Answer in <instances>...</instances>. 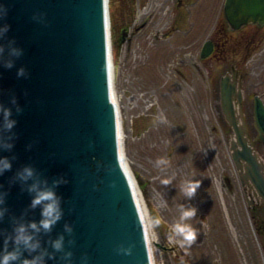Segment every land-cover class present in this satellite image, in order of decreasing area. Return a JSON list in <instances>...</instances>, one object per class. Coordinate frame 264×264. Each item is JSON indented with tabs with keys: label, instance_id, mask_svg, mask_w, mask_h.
<instances>
[{
	"label": "water",
	"instance_id": "obj_1",
	"mask_svg": "<svg viewBox=\"0 0 264 264\" xmlns=\"http://www.w3.org/2000/svg\"><path fill=\"white\" fill-rule=\"evenodd\" d=\"M10 25L0 43L15 40L24 54L7 69L0 63V102L13 108L18 121L13 132L15 146L0 155L15 157L13 168L0 176L8 193V215L0 229L12 231V216L28 208L31 195L19 182L11 183L16 171L31 165L51 182L64 177L57 193L62 197L63 219L52 233L41 234L42 246L52 251L50 240L64 233V224L74 227L73 264H153L144 219L121 147L118 106L113 94L110 60L109 0H0ZM42 15V19L34 17ZM225 15L235 29L249 24L264 26V0H226ZM211 46H207L208 57ZM7 59V52L5 53ZM29 75L17 77L20 67ZM223 111L234 129L233 158L242 180L250 181L264 200V162L247 138L239 121L235 100L242 90L237 70L221 82ZM17 98L19 114L11 104ZM255 126L264 135V102H254ZM31 145V147H29ZM27 220H39L40 210H30ZM169 235H172L168 231ZM133 246L131 256L117 251ZM13 245L10 243L11 250ZM3 236H0V251ZM27 252L25 258H30ZM34 255V254H33ZM56 259L46 264H65Z\"/></svg>",
	"mask_w": 264,
	"mask_h": 264
},
{
	"label": "rangeland",
	"instance_id": "obj_2",
	"mask_svg": "<svg viewBox=\"0 0 264 264\" xmlns=\"http://www.w3.org/2000/svg\"><path fill=\"white\" fill-rule=\"evenodd\" d=\"M212 2L202 15L204 38L195 47L201 51L214 33L220 46L202 58L191 54L183 32L174 31L170 0H109L121 147L139 186L153 264H264V201L241 183L231 149L235 133L221 103L222 78L236 68L247 83L237 108L252 140L254 98H264V31L250 25L239 37L220 33L224 18L214 9L218 0ZM148 13L154 14L151 26L137 33ZM255 151L264 161V143L257 142ZM193 180L200 187L188 198L183 188ZM181 206L197 210L183 221L198 231L184 250L167 240ZM149 214L162 218L154 230L158 242Z\"/></svg>",
	"mask_w": 264,
	"mask_h": 264
},
{
	"label": "clouds",
	"instance_id": "obj_3",
	"mask_svg": "<svg viewBox=\"0 0 264 264\" xmlns=\"http://www.w3.org/2000/svg\"><path fill=\"white\" fill-rule=\"evenodd\" d=\"M8 10L3 5H0V20L7 16ZM42 19V15L34 17ZM10 25L7 23L0 24V40H3L9 32ZM7 52V59L5 53ZM24 54L21 47H17L15 40H9L7 45L0 43V63L7 69H12L15 66L16 59ZM17 77H27L29 73L25 67H20L16 72ZM11 104L15 106L17 114L23 111V108L17 101L15 96L11 99ZM18 121L13 117V108L5 106L0 102V152L11 151L15 146L16 134L13 132ZM31 147V145H29ZM15 157L0 155V176L6 172H10L13 168V160ZM159 163H167L161 159ZM19 182L22 190L27 191L31 195V201L20 216H12V231L0 229V236H3V249L0 251V264H46L49 259H56L57 253H61L60 260L65 264H73V252L70 248H66L67 244L73 245L75 239L73 237L74 227L70 223L64 224V233L60 234L56 239L50 240L52 251L49 252L41 243V234H49L53 232L55 226L63 219L64 209L62 207V197L57 193L56 189L61 184H66L68 181L64 177H60L51 182L31 165H25L16 171L11 179V183ZM162 184L168 185L170 179H163ZM200 187L198 180L189 181L185 184L183 191L186 197L192 198L195 196L197 189ZM8 193L3 190V185H0V222H3L9 213L7 207ZM40 210V219L27 220L30 210ZM196 208H184L181 206L180 222L169 225V230L172 235H169L168 244L179 245L183 250L191 248L198 238V231L191 224L184 223L196 216ZM147 222L150 224L155 235L156 242L159 241V234L155 233V228L160 227L162 218L159 216H147ZM179 237V239H177ZM12 244L11 250L9 244ZM117 251L125 256H131L133 246L120 245ZM27 252L30 258H25L24 253ZM34 254V255H33ZM87 261V257L82 258Z\"/></svg>",
	"mask_w": 264,
	"mask_h": 264
},
{
	"label": "flooded vegetation",
	"instance_id": "obj_4",
	"mask_svg": "<svg viewBox=\"0 0 264 264\" xmlns=\"http://www.w3.org/2000/svg\"><path fill=\"white\" fill-rule=\"evenodd\" d=\"M140 0H137V3ZM173 2V7H171V12H172V19L173 21L171 24L173 25L174 31L177 32H183L186 43L188 44L189 50L192 53H195V55H198L202 58H208L213 54L215 49L219 48L220 42L218 41V38L215 37V33L213 36L207 40L204 41V46L201 51L196 52V49H198L197 46L198 44L201 43V41L204 38V32H203V23H202V15L206 13L208 10L209 5H212L213 2L212 0H170ZM225 2L226 0H218V2L215 4L214 9L220 13L219 18H224L223 22V29L220 31V33H225L226 35L231 36V37H239L240 32L244 30L248 26H252L258 30H263L264 31V26H259L257 24H249L246 25L240 29H235L231 26V24L228 22L226 15H225ZM169 12V7H167L165 13L168 14ZM154 18V14H147L139 23L136 28L137 33H142L144 30H146L149 26H151L152 21ZM219 23V22H218ZM167 28L168 26H164ZM217 27V26H216ZM255 29V30H256ZM260 34V32H258ZM127 31H124V36H127ZM258 34V36H259ZM222 36V35H221ZM264 38V36H263ZM224 37L221 38L220 41H223ZM254 41L256 39V36L253 38ZM211 46V54L208 57H204L203 54H207V46ZM194 55V54H192ZM196 57V56H195ZM238 78L239 82L241 85V88L244 86L246 87V81L243 79V76L239 74L238 72ZM262 83V82H260ZM259 83V84H260ZM264 96V93H263ZM263 98V97H262ZM264 99V98H263ZM245 98L243 97V100L241 102H244ZM247 127V126H246ZM255 127V132L253 131V138L250 140L253 142L255 145L257 142L264 143V135L261 136L254 124ZM249 129L247 128V136L249 138ZM251 133V132H250Z\"/></svg>",
	"mask_w": 264,
	"mask_h": 264
},
{
	"label": "bare ground",
	"instance_id": "obj_5",
	"mask_svg": "<svg viewBox=\"0 0 264 264\" xmlns=\"http://www.w3.org/2000/svg\"><path fill=\"white\" fill-rule=\"evenodd\" d=\"M112 53H111V49H110V60H111V63H112ZM112 66H113V63H112ZM112 70H114V67L112 68ZM126 167H127V170H128V172H129V174H130V177L132 178V181H133V184H134V191H135V193H136V196H137V202H138V205H139V207H140V210H141V214H142V218L144 217L143 215V210H144V208H143V204L140 202V199H139V193H140V190H139V186H138V183H137V180H136V178H135V176L133 175V173L131 172V170H130V168L128 167V164L126 163ZM204 175H203V172H201V183H203L204 184ZM142 198V197H141ZM147 236H148V233H147ZM148 239H149V237H148ZM150 250H151V248H150Z\"/></svg>",
	"mask_w": 264,
	"mask_h": 264
}]
</instances>
